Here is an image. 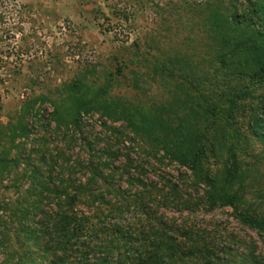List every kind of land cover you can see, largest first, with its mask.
<instances>
[{
  "label": "rangeland",
  "instance_id": "374dc122",
  "mask_svg": "<svg viewBox=\"0 0 264 264\" xmlns=\"http://www.w3.org/2000/svg\"><path fill=\"white\" fill-rule=\"evenodd\" d=\"M207 1L0 0V264H46L53 254L92 264L104 251L115 258L126 249L125 237L140 238L151 224L132 206L121 210L137 192L167 223L203 234L216 264H252L251 253L264 257L262 236L239 220L240 210L163 203L170 185L182 198H199L206 186L126 120L105 112L109 105L132 109L171 98L148 74L155 55L182 56L197 75L213 80L201 25ZM239 1L221 0V6L244 11ZM101 88H107L103 100L73 124V99ZM261 93L264 87L255 91ZM256 101L241 104L237 126L249 143L239 144L237 155L247 176L243 200L263 209L257 190L264 183V143L249 133ZM224 151L211 156L210 166L222 167ZM95 166L106 181H89ZM106 186L116 193L93 201ZM51 187L78 193L71 212L91 217L97 230L79 232L64 256L60 248L45 257L38 229L59 204Z\"/></svg>",
  "mask_w": 264,
  "mask_h": 264
},
{
  "label": "trees",
  "instance_id": "16d2710c",
  "mask_svg": "<svg viewBox=\"0 0 264 264\" xmlns=\"http://www.w3.org/2000/svg\"><path fill=\"white\" fill-rule=\"evenodd\" d=\"M242 4L244 11L238 12L236 9L229 11L227 5L221 6V0L205 3L206 15L201 25L205 33L203 39L209 57L208 67L214 71L213 80L197 75V67L187 65L182 56L162 60L155 55L154 60L149 59L151 67L148 74L170 93L171 98L148 107L136 105L132 109L121 105V109H117V105H109L105 112L110 115L114 112L126 120L137 134L145 135L154 147L170 155L172 162L189 168L195 182L206 186L199 198H182L177 186L170 185L171 191L166 193L163 203L178 210L193 211L231 206L236 211L240 210L239 220L256 230L264 242V207L257 209L254 202L243 200L241 192L247 176L241 170V159L237 155L238 145L249 143V135L237 126L240 107L245 101L257 99L249 119V133L264 143V93L255 94L258 87H264V0H243ZM99 90L101 93L94 92L90 98L73 99V124L78 125L81 112L95 109L103 100L107 88ZM225 149L222 167L210 166L211 156ZM101 164L108 165L106 161ZM92 170L89 181L108 179L97 166ZM258 187L257 198H262L264 206V183ZM47 190L58 198L59 204L55 211L45 212V224L38 231L45 235V257L52 254V249L60 248L64 256L73 245L71 240L79 232L88 230L92 233L97 229H94L91 217L71 212L78 193L70 194L66 189L52 187ZM111 192L116 193L106 186L94 194L92 200H104V195ZM82 193L84 191H79ZM141 195L140 192L135 193L134 199L128 200L121 210H130L132 206L150 219L149 227L141 231L142 237L128 235L124 252L113 258L104 251L92 264H216V254L203 234L193 232L189 227L167 223L158 213V208L149 207ZM131 239L139 242L134 243ZM81 262L90 264L85 258ZM250 262L264 264V257L251 253ZM46 264L72 263L53 254Z\"/></svg>",
  "mask_w": 264,
  "mask_h": 264
}]
</instances>
